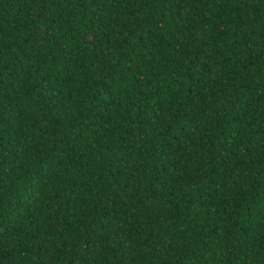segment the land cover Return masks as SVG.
Listing matches in <instances>:
<instances>
[{"label": "trees", "instance_id": "obj_1", "mask_svg": "<svg viewBox=\"0 0 264 264\" xmlns=\"http://www.w3.org/2000/svg\"><path fill=\"white\" fill-rule=\"evenodd\" d=\"M0 264H264V0H0Z\"/></svg>", "mask_w": 264, "mask_h": 264}]
</instances>
